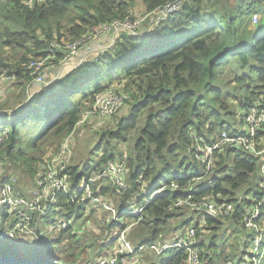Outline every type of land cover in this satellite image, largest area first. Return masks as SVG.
<instances>
[{
  "label": "trees",
  "instance_id": "1",
  "mask_svg": "<svg viewBox=\"0 0 264 264\" xmlns=\"http://www.w3.org/2000/svg\"><path fill=\"white\" fill-rule=\"evenodd\" d=\"M1 1L0 41L5 46L25 49L15 64L0 54V72L7 68L16 75L9 81L29 80L25 64L40 56L50 40L72 39L114 18L134 17L129 11L133 0H44L33 8H27L21 0ZM172 2L178 7L159 25L134 35L120 34L94 58L68 67L45 86L39 85L26 100L0 114V132L4 126L8 129L0 142V183L14 179L16 174L31 178L45 150L57 149L92 95L107 86H119L114 89L131 99L129 112L114 130L102 132L96 147L103 146L104 150L94 167L70 164V187L59 195L56 211L72 224L79 223L87 203L84 192L78 189L80 182L95 174L106 159L115 158L118 144L131 139L128 188L116 200V206L123 210L120 217L136 223L126 230L135 249L169 233L174 218H179L177 230L189 223L192 215L184 213L187 207L173 206L183 193L236 204L229 223L241 231L246 202L237 203L238 198H246L250 192L259 195L255 155L237 147L225 148L216 153L215 164L204 173L194 149L198 141L210 144L221 131L243 133V117L264 98V0H142L145 11ZM65 26L68 33L59 35ZM37 49L41 50L33 54ZM126 79L135 85L129 93L123 88ZM228 100L237 103L241 115H235ZM260 134L264 137V130ZM209 180L211 184L205 185ZM172 181L178 184L177 189L156 192ZM101 186V192L109 191L105 182ZM150 194L153 196L139 214L128 213L132 203L141 204ZM4 211L0 208V228L6 207ZM198 214L204 215V227L211 236L208 242H197L199 249L206 248L200 255L203 264L235 257L223 256V246L214 243L224 222L205 212ZM44 223L42 220L40 224ZM120 224L110 221L109 227ZM194 225L199 230L197 220ZM51 235L37 240L20 238L15 243L0 240V264H76L69 252L80 242L73 226ZM113 237L102 243V251L113 243ZM66 240L69 244L63 249L60 245ZM217 246L219 250L211 256ZM184 258L182 249L166 248L142 264H183Z\"/></svg>",
  "mask_w": 264,
  "mask_h": 264
},
{
  "label": "built area",
  "instance_id": "2",
  "mask_svg": "<svg viewBox=\"0 0 264 264\" xmlns=\"http://www.w3.org/2000/svg\"><path fill=\"white\" fill-rule=\"evenodd\" d=\"M21 1L27 8H33L44 0ZM177 7L178 5L175 2L166 3L138 16L131 17L126 15L122 18H114L108 22L95 25L91 29H87L85 33L83 32L72 39L50 40L46 48L40 53V56L30 58L25 64V73L29 78L27 80L29 83H27L25 88L26 96L29 97L36 90V88L33 89L31 87L32 82H42L45 85L51 81V79L46 80L44 77V72L47 69L55 65H59L60 69L70 66V59L88 41L108 34L110 36V46L122 33L134 35L159 25ZM256 17L257 14L253 15L252 22H256ZM147 21L151 25L147 29H143ZM0 78L12 80L16 78V75L13 71L8 72L6 68L1 70ZM112 86L115 85L107 86L92 95L90 102L88 103L87 101L82 108L75 127L60 140L57 149H51L50 152L42 157L33 177L34 189L31 195H25L20 189L15 188L13 185L14 179L12 178L7 182L0 183V208L3 212H5L4 206L7 205L5 222L3 227L0 228V240L9 243H15L20 238L37 240L42 236L58 235L61 231L72 226L70 220L60 217L56 211L59 195L67 192L70 187L69 166L72 149L69 137L76 127L83 122L93 118H110L117 113L123 105L124 99L128 98V96L125 92L114 89L119 86ZM4 112L1 110L0 114ZM242 127L245 129L243 134H229L221 131L216 134V138L212 139L210 144L202 145L198 141L194 149V156L204 164V173L210 171L215 164L216 153H222L225 148L237 147L257 157L258 177L256 184L259 195L255 196L252 193L246 198L239 197L237 202L239 203L243 200L246 202L240 219V223L243 226V248L233 258H222L220 264H264V137L262 134L259 135V131L261 129L262 131L264 130V99L248 109L243 118ZM7 131L6 127L0 132V142L7 135ZM259 138L260 143L258 141ZM123 150L121 155L113 159H106L96 170L95 174L83 179L81 191L84 192L87 203L91 200L90 204L92 207L99 205L98 208L106 212L105 222L118 221L120 219L119 213L123 211L118 210L116 206V200L128 188L126 180L128 153L125 149ZM99 180H101L100 183ZM139 180L142 181L141 178ZM102 181L108 184L106 187L109 188V191H100L102 189ZM177 188L178 184L172 181L169 184H162L158 188V192H168ZM151 196L153 195L147 196V200L136 209L135 214H139L143 210L144 206L150 201ZM111 197H114V202L111 201ZM134 204L132 203L130 206ZM235 205L231 202H217L209 196L194 197L190 192L183 193L176 198L173 206L187 207L186 215L192 216H190L189 223L182 230H177L170 240L162 237L159 241L156 239L152 244L143 245L135 249L128 241L127 232L125 231L126 228L133 224L132 222L115 232L114 241L108 248L111 251L100 255L97 259V264H142L144 252L158 254L170 247L183 250L185 256L183 264H203L200 257L201 249L197 246L196 240L198 229L194 223L197 220L199 228V226H202L205 217L201 215L198 219L196 217L197 213L205 212L225 222L232 218ZM49 213L53 214L50 222L47 221L50 218L46 219ZM42 220L47 223L40 226ZM83 231V227L73 229V233L78 237ZM111 233L113 232L110 230Z\"/></svg>",
  "mask_w": 264,
  "mask_h": 264
},
{
  "label": "rangeland",
  "instance_id": "3",
  "mask_svg": "<svg viewBox=\"0 0 264 264\" xmlns=\"http://www.w3.org/2000/svg\"><path fill=\"white\" fill-rule=\"evenodd\" d=\"M0 2H2L0 0ZM136 0H133V4H135ZM4 3V2H3ZM143 13V12H141ZM255 14V13H254ZM141 15V14H140ZM138 16V15H136ZM100 38V37H99ZM97 39V38H96ZM94 40V39H93ZM91 41V40H90ZM89 42V41H88ZM16 47V46H15ZM11 47V46H5L0 42V54L8 58V56L12 55L13 53H9V51L17 50L18 48ZM21 51V49H18L17 52ZM9 81V80H8ZM126 82L125 87H123L128 93L131 89L135 88L134 83H131L129 79L124 80L123 84ZM130 98L126 101L125 105L118 111L115 115L111 116L110 118H104V119H89L88 121L83 122L81 125H78L75 129V131L70 135V143H71V149H72V157L70 164L73 165H88L89 167H94L95 163L101 154L103 152L104 148L103 146H97L96 143L100 140L102 132H105L107 130H114L116 123L120 120V118L125 117L127 113L129 112L130 108ZM228 104L231 108H233L236 112V116L240 114V111L237 109V103L228 100ZM241 115V114H240ZM236 118V117H235ZM95 120H101L95 122ZM142 115L138 118V125L141 123ZM9 121V120H8ZM4 125V124H3ZM2 126V124L0 125ZM7 126H4V129ZM134 132V131H132ZM135 133L131 134L134 135ZM264 140V138H263ZM130 140L127 142H123L118 144L117 150H115L114 156L117 157L123 153V149L129 153L130 149ZM51 149L49 148L45 150L43 153V156L50 152ZM8 168V165H7ZM84 179V178H83ZM82 179V181H83ZM16 181L15 187L20 189L22 193L25 195H31V192L34 189V181L33 177H24L23 175L16 174L14 175V183ZM211 180H209L205 185H210ZM253 190V188H252ZM253 192H250L246 197H249ZM111 201L114 202V197H111ZM91 200H89V203H85V211L80 218V222L72 224L73 229L77 227H83L84 231L80 235L79 238H76L80 240V242L77 245H73L71 250L69 252L73 253V256L75 258L76 264H96L97 259L100 255L106 254L111 251V249H108L106 252L102 251V243L106 241V239L109 238L110 235H114L117 230H120L119 227H124L126 224H130L133 221L131 219H128V217H120L118 220L119 222H122L123 224L121 226H110L109 222H105V218L107 216L106 212L102 209L98 208L99 205H94V207L90 204ZM62 211V210H61ZM63 212V211H62ZM187 214V212H184ZM53 214L49 213L46 216L47 221H51L53 218ZM188 216V215H187ZM189 217V216H188ZM196 217H200V214L196 215ZM179 218H174L171 220L170 225V232L164 235L163 237L165 239L170 240L171 236L176 233V224L178 222ZM231 219L226 220L224 222L223 228L218 231L216 243L218 246L223 249L224 255H237L239 252V247H242L243 244V235L242 231L239 230L237 226L231 225L230 222ZM223 222V221H222ZM136 224V223H135ZM135 224L131 225V227L128 230H131ZM204 222L202 223V226H199V230L196 236L197 242L199 240L207 239V242L209 241V237L207 234L209 233V229L204 227ZM109 227V228H108ZM110 230L113 232L110 234ZM129 232V231H128ZM162 236L158 237L157 240H161ZM130 242V241H129ZM132 245L133 243L130 242ZM69 244V241L66 240L64 243H61L60 247L65 248ZM215 244V245H216ZM0 245H2L0 241ZM216 247L215 250H211V256L213 255V252H217L219 250V247ZM133 247H135L133 245ZM136 248V247H135ZM206 252V248L201 249V254ZM156 254L152 252H144L143 253V260L145 262L153 260L155 258ZM60 257L63 258V255H60ZM219 261V260H218ZM221 260L218 264H220Z\"/></svg>",
  "mask_w": 264,
  "mask_h": 264
},
{
  "label": "crops",
  "instance_id": "4",
  "mask_svg": "<svg viewBox=\"0 0 264 264\" xmlns=\"http://www.w3.org/2000/svg\"><path fill=\"white\" fill-rule=\"evenodd\" d=\"M145 10L146 9L144 4L142 3V0H136L135 4H132L130 6L129 11L130 14L136 16L143 14L144 12H146ZM150 25L151 23L147 21L144 24V28H148ZM67 33H68V26H65L61 30V34L59 35H66ZM53 35L58 36V34L55 31H53ZM109 44H110V36L108 34L103 35L100 38L89 41L83 48L79 50V52L76 55H74L70 59V66L94 58L96 54L99 53L100 50L107 48ZM11 47H15V46H11ZM15 48L21 49V51L17 52L18 49L9 51V53H13V54L8 56L7 58V60L9 62H12L13 64L18 63L20 61V57L25 54V49L23 47H15ZM40 50L41 49L34 50L33 54L38 53ZM68 67L64 69H60L59 65H55L44 72V77L46 79H53L59 77ZM26 81L27 80H23V81L0 80V111L1 110L9 111L13 107L20 104L21 102H23L28 98L25 93ZM113 82H115V80ZM38 86L39 85L33 82L31 83V87L33 89L34 88L37 89ZM40 226L42 225L40 224ZM49 236L51 237L52 235Z\"/></svg>",
  "mask_w": 264,
  "mask_h": 264
},
{
  "label": "bare ground",
  "instance_id": "5",
  "mask_svg": "<svg viewBox=\"0 0 264 264\" xmlns=\"http://www.w3.org/2000/svg\"><path fill=\"white\" fill-rule=\"evenodd\" d=\"M147 29V28H146ZM0 80H4V79H1L0 78ZM46 80H48V79H46ZM46 85V84H45ZM44 85V83L41 85L42 87L43 86H45ZM126 99H128V98H125L124 99V102H125V100ZM264 98H262L261 100H263ZM124 102H123V104H124ZM261 102V101H260ZM123 106V105H122ZM122 106L119 108V110L122 108ZM118 112V111H117ZM244 118V117H243ZM95 119H104L103 117L102 118H95ZM242 125H243V121H242ZM241 130L242 131H244L243 133H245V129L243 128V127H241ZM243 133H241V134H243ZM197 159V158H196ZM198 160V159H197ZM199 161V160H198ZM199 163L202 165V167H204V164L202 163V162H200L199 161ZM82 184H83V181L82 182H80V184H79V187H78V189L79 190H81V188H82ZM107 184V183H106ZM108 185V184H107ZM156 192H158V190L156 191ZM200 197V196H199ZM203 197H205V196H203ZM103 199H104V197H103ZM147 200V198H145V200L141 203V204H135V205H133L131 208H130V210H128V213H130V214H135V212H136V209L139 207V206H141L143 203H145V201ZM4 207H6L7 208V205H5ZM6 212H7V210H6ZM121 216V213H119V217ZM127 230V228L125 229V231ZM169 249H174V247H170Z\"/></svg>",
  "mask_w": 264,
  "mask_h": 264
},
{
  "label": "water",
  "instance_id": "6",
  "mask_svg": "<svg viewBox=\"0 0 264 264\" xmlns=\"http://www.w3.org/2000/svg\"><path fill=\"white\" fill-rule=\"evenodd\" d=\"M100 52H101V51H99V53H100ZM99 53H97V54H99ZM97 54H96V55H97ZM34 83L37 84V85H42V84H43L42 82H41V83H40V82H34Z\"/></svg>",
  "mask_w": 264,
  "mask_h": 264
}]
</instances>
